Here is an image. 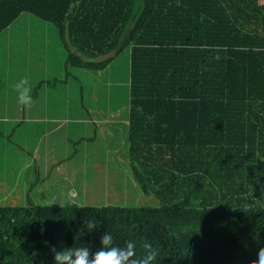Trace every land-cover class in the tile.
<instances>
[{"label": "trees", "instance_id": "1", "mask_svg": "<svg viewBox=\"0 0 264 264\" xmlns=\"http://www.w3.org/2000/svg\"><path fill=\"white\" fill-rule=\"evenodd\" d=\"M22 13L56 26L67 67L102 71L130 48L129 164L159 205H0V264L94 252L105 231L136 242L132 259L151 244L153 264H252L264 246V3L2 0L0 33Z\"/></svg>", "mask_w": 264, "mask_h": 264}, {"label": "rangeland", "instance_id": "2", "mask_svg": "<svg viewBox=\"0 0 264 264\" xmlns=\"http://www.w3.org/2000/svg\"><path fill=\"white\" fill-rule=\"evenodd\" d=\"M66 59L56 26L31 14L0 33V205H159L129 164L130 48L102 71L67 67ZM22 76L32 88L28 106L12 87ZM59 99L58 109L51 102ZM47 104V114L67 118L61 128L29 120Z\"/></svg>", "mask_w": 264, "mask_h": 264}, {"label": "clouds", "instance_id": "3", "mask_svg": "<svg viewBox=\"0 0 264 264\" xmlns=\"http://www.w3.org/2000/svg\"><path fill=\"white\" fill-rule=\"evenodd\" d=\"M28 84V77L22 76L12 87L16 93V102L28 106L33 97L31 87ZM98 222L94 218L87 220V228L91 231ZM259 242V241H258ZM100 247L92 251L88 244L81 243L80 246L65 248L62 251H53V264H153L157 257L158 250L151 244H145L148 249L141 259H132L135 256L136 242L125 240L123 245L113 243V236L110 231H105L100 236ZM91 252V258H90ZM264 264V246H260L257 251V259L252 264Z\"/></svg>", "mask_w": 264, "mask_h": 264}, {"label": "crops", "instance_id": "4", "mask_svg": "<svg viewBox=\"0 0 264 264\" xmlns=\"http://www.w3.org/2000/svg\"><path fill=\"white\" fill-rule=\"evenodd\" d=\"M129 82H130V81H129ZM52 98H53V97H52ZM36 100H37V99H35V101H36ZM66 101H67V100H66ZM61 102H63V100L59 99V100H54V101H52L51 104H53L55 107H57V108L59 109V107L61 108V107L63 106V104H62ZM31 103H32V102H31ZM31 103H30V104H31ZM68 103H69V102H68ZM32 105H33V104H32ZM53 105H50V104H47V105H46V107H45V113H46V114H38V113H37V112H38L37 110H36V114H37V115H35L34 112H33V113H30V118H29V120L32 121V122H50V123H59V124H61V125L58 126V127H56V128H54L53 130L61 128V126H63V122H64L65 120H67V118L64 117V116H62L61 114H60V115L56 114V112H55V115L47 114V113H49V109H51ZM31 108H32V107H30V109H31ZM129 109H130V104H129L128 107H126V106L124 107V110H127V111H128V117H127V120H125L127 126L129 125ZM93 119H94V118L92 117L91 120H93ZM0 120H1V118H0ZM82 120H83V122H84V121H87V120H85V119H82ZM95 120H96L99 124H101L99 118L95 117ZM49 132H51V131H48L47 133H49ZM37 157H38V155H37ZM37 157H36V158H37Z\"/></svg>", "mask_w": 264, "mask_h": 264}, {"label": "water", "instance_id": "5", "mask_svg": "<svg viewBox=\"0 0 264 264\" xmlns=\"http://www.w3.org/2000/svg\"><path fill=\"white\" fill-rule=\"evenodd\" d=\"M0 1H2V0H0ZM130 33H131V31L128 33V35H130ZM127 38H128V36H126L120 43H119V45H118V48L116 49V51H120L122 48H123V46L125 45V43H126V41H127ZM76 52V51H75Z\"/></svg>", "mask_w": 264, "mask_h": 264}, {"label": "built area", "instance_id": "6", "mask_svg": "<svg viewBox=\"0 0 264 264\" xmlns=\"http://www.w3.org/2000/svg\"><path fill=\"white\" fill-rule=\"evenodd\" d=\"M262 3H264V0H261Z\"/></svg>", "mask_w": 264, "mask_h": 264}]
</instances>
